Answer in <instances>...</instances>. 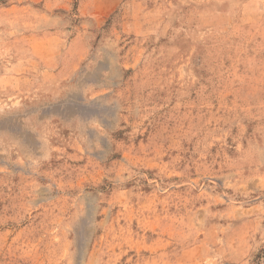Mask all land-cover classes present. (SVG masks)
Here are the masks:
<instances>
[{
	"label": "rangeland",
	"instance_id": "rangeland-1",
	"mask_svg": "<svg viewBox=\"0 0 264 264\" xmlns=\"http://www.w3.org/2000/svg\"><path fill=\"white\" fill-rule=\"evenodd\" d=\"M113 2L0 0V264H264V0Z\"/></svg>",
	"mask_w": 264,
	"mask_h": 264
},
{
	"label": "crops",
	"instance_id": "crops-1",
	"mask_svg": "<svg viewBox=\"0 0 264 264\" xmlns=\"http://www.w3.org/2000/svg\"><path fill=\"white\" fill-rule=\"evenodd\" d=\"M96 1H97V0H96ZM101 1H103V2H105V3H107V4H108L109 2H113V1H114L113 4L111 5L112 9H113V8L115 7V5H116V4H115V3H116L115 0H101ZM108 6H109V5H108ZM99 12H100V13H103V12H105V11H104V9H102V10L100 9V10H96V11H95V13H99ZM106 12H109V9H108V11H106Z\"/></svg>",
	"mask_w": 264,
	"mask_h": 264
}]
</instances>
